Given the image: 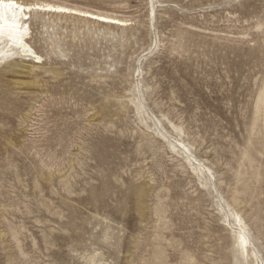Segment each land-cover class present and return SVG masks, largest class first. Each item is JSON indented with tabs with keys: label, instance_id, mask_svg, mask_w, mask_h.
<instances>
[{
	"label": "rangeland",
	"instance_id": "374dc122",
	"mask_svg": "<svg viewBox=\"0 0 264 264\" xmlns=\"http://www.w3.org/2000/svg\"><path fill=\"white\" fill-rule=\"evenodd\" d=\"M42 1L129 24L0 64V264H264V0Z\"/></svg>",
	"mask_w": 264,
	"mask_h": 264
},
{
	"label": "bare ground",
	"instance_id": "6f19581e",
	"mask_svg": "<svg viewBox=\"0 0 264 264\" xmlns=\"http://www.w3.org/2000/svg\"><path fill=\"white\" fill-rule=\"evenodd\" d=\"M12 2L19 7L14 10L8 9L9 0H3L4 3V22L9 24L13 22V11L15 12L16 21L22 26L20 32L23 35H16V39L21 40L23 46H20L18 43H15L13 38L9 37L8 29L5 28V33L3 36H0V64H3V67L6 73L18 72L17 67L20 65L16 60V54L20 57H24L25 60H32L35 63H43V54L39 52L32 45L33 31L31 26L32 14L35 13V16L45 18L47 15L55 17H70L76 18L78 20L87 22L101 24L105 26H111L115 28L125 29L128 26V19L121 18L118 15L106 13L102 11H94L90 9L70 6L63 3H56L51 1H24V0H12ZM22 8L23 12L21 13L19 9ZM63 9V10H61ZM28 50H31L30 53ZM39 57V59H36ZM21 67L27 70H20L21 72L32 73V68L26 65ZM262 97H264L262 95ZM264 99L260 97V103L262 104ZM262 106V105H261ZM182 143V142H180ZM183 145V144H181ZM183 148L189 152L188 148L184 145ZM241 223L239 224L238 233L241 234L243 242L246 246L250 245V240L248 239L247 231L242 223L241 219H237Z\"/></svg>",
	"mask_w": 264,
	"mask_h": 264
},
{
	"label": "snow or ice",
	"instance_id": "6c2138e0",
	"mask_svg": "<svg viewBox=\"0 0 264 264\" xmlns=\"http://www.w3.org/2000/svg\"><path fill=\"white\" fill-rule=\"evenodd\" d=\"M18 7L19 6L14 4L12 2V0H9V3H8V9L9 10H14V9H17ZM61 10H63V9H61ZM19 11L22 13L23 9L20 8ZM6 27L8 29L9 37L13 38L15 43H18L20 46H23L22 41L16 39L15 36L13 35V34L23 35V33L20 32V28L22 26L16 21V17H15V12L14 11H13V22L9 23L7 25L5 24V22H4V3H3V0H0V36L4 35ZM28 51L30 53L31 50H28ZM36 59H39V57H36Z\"/></svg>",
	"mask_w": 264,
	"mask_h": 264
}]
</instances>
